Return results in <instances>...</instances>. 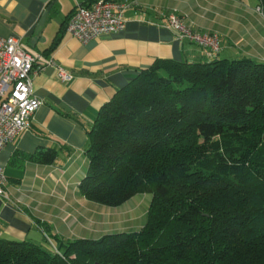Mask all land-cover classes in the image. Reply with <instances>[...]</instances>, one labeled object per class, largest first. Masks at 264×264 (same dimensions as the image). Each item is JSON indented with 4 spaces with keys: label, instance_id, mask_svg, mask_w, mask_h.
Instances as JSON below:
<instances>
[{
    "label": "trees",
    "instance_id": "1",
    "mask_svg": "<svg viewBox=\"0 0 264 264\" xmlns=\"http://www.w3.org/2000/svg\"><path fill=\"white\" fill-rule=\"evenodd\" d=\"M87 135L81 195L116 208L149 194L145 224L57 252L0 240V264H264V64L155 60Z\"/></svg>",
    "mask_w": 264,
    "mask_h": 264
},
{
    "label": "crops",
    "instance_id": "2",
    "mask_svg": "<svg viewBox=\"0 0 264 264\" xmlns=\"http://www.w3.org/2000/svg\"><path fill=\"white\" fill-rule=\"evenodd\" d=\"M95 1L78 3L90 7ZM115 1L127 5L124 29L81 44L65 32L74 0H0V36L18 39L24 50L39 57L32 90L42 101L30 128L0 153L8 194V200L0 197V240L46 246L49 238L59 247L77 239L138 231L146 215L142 224L135 215L126 216L121 228V216L80 193L88 167L87 131L100 108L155 60L250 59L264 64V5L259 0ZM170 13L196 32L217 34L219 53L208 58L201 47L178 41L166 28ZM51 63L71 79L61 81ZM41 150L56 152L53 164L33 160ZM131 206L143 214L139 200Z\"/></svg>",
    "mask_w": 264,
    "mask_h": 264
},
{
    "label": "built area",
    "instance_id": "3",
    "mask_svg": "<svg viewBox=\"0 0 264 264\" xmlns=\"http://www.w3.org/2000/svg\"><path fill=\"white\" fill-rule=\"evenodd\" d=\"M74 1L76 7L66 22L65 32L79 43L86 44L124 29L126 3L96 0L90 7H85L78 0ZM166 22V28L178 41H188L201 47L208 58L219 53L217 34L194 31L176 13H170ZM38 58L24 50L18 39L0 36V153L30 128L33 115L42 106V101L34 96L32 90L33 65ZM55 68L61 81L71 79L64 69ZM5 184L6 177L0 168V197L8 200ZM46 244L57 252L49 238H46Z\"/></svg>",
    "mask_w": 264,
    "mask_h": 264
},
{
    "label": "rangeland",
    "instance_id": "4",
    "mask_svg": "<svg viewBox=\"0 0 264 264\" xmlns=\"http://www.w3.org/2000/svg\"><path fill=\"white\" fill-rule=\"evenodd\" d=\"M136 199L141 202V210H143V214L141 216L138 215V212H139L138 206H135V207H132L131 206V205H133L134 202H136ZM136 199H133L131 202H129V204L127 203L128 205H125V206L124 205L123 206L121 205L120 207H116V208H110V207H107L106 208L110 212L113 211L115 213V215L121 216V218H122L121 220H123V221L122 222L121 221H118L119 223L121 222L119 224L120 225L119 227L122 228V226L125 225L123 223L125 222V220H128V218L126 216H131V214L135 215L134 219L139 218L141 224L145 221V215H146V211H147V208H148L149 203H150V200H151V196L149 194H142V196L137 197ZM127 206L130 207V210H127L126 209V208H128ZM133 226L134 227H131V228H133V230L135 228H137L136 225H133ZM135 230H137V229H135ZM55 246L57 247V245H55Z\"/></svg>",
    "mask_w": 264,
    "mask_h": 264
}]
</instances>
